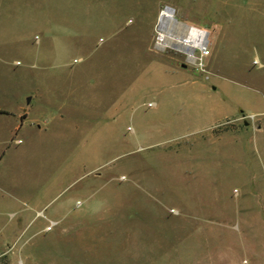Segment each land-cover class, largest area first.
<instances>
[{
  "label": "rangeland",
  "instance_id": "obj_1",
  "mask_svg": "<svg viewBox=\"0 0 264 264\" xmlns=\"http://www.w3.org/2000/svg\"><path fill=\"white\" fill-rule=\"evenodd\" d=\"M0 264H264V0H0Z\"/></svg>",
  "mask_w": 264,
  "mask_h": 264
},
{
  "label": "bare ground",
  "instance_id": "obj_2",
  "mask_svg": "<svg viewBox=\"0 0 264 264\" xmlns=\"http://www.w3.org/2000/svg\"><path fill=\"white\" fill-rule=\"evenodd\" d=\"M161 24H158L156 45L164 47L172 44L186 55L190 62H194V49H200L206 42V33L191 25H185L173 18V11L170 7L162 8L160 11ZM162 22H169L168 26Z\"/></svg>",
  "mask_w": 264,
  "mask_h": 264
},
{
  "label": "built area",
  "instance_id": "obj_3",
  "mask_svg": "<svg viewBox=\"0 0 264 264\" xmlns=\"http://www.w3.org/2000/svg\"><path fill=\"white\" fill-rule=\"evenodd\" d=\"M165 8V7H164ZM156 27H157V25H156ZM156 30H158L157 28H156ZM205 32V31H204ZM206 33V32H205ZM196 50H198V52H199V56H198V59L200 60L201 59V57H203V56H205V55H207L208 54V50H207V48H206V42H205V44L200 48V49H196ZM197 58V57H196Z\"/></svg>",
  "mask_w": 264,
  "mask_h": 264
},
{
  "label": "water",
  "instance_id": "obj_4",
  "mask_svg": "<svg viewBox=\"0 0 264 264\" xmlns=\"http://www.w3.org/2000/svg\"><path fill=\"white\" fill-rule=\"evenodd\" d=\"M159 20H160V15H158V17H157V29H158V24H159Z\"/></svg>",
  "mask_w": 264,
  "mask_h": 264
},
{
  "label": "crops",
  "instance_id": "obj_5",
  "mask_svg": "<svg viewBox=\"0 0 264 264\" xmlns=\"http://www.w3.org/2000/svg\"><path fill=\"white\" fill-rule=\"evenodd\" d=\"M206 32V31H205Z\"/></svg>",
  "mask_w": 264,
  "mask_h": 264
}]
</instances>
